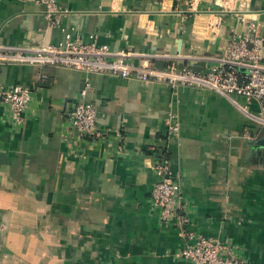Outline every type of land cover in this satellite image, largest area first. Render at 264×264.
Instances as JSON below:
<instances>
[{
    "label": "crops",
    "instance_id": "1",
    "mask_svg": "<svg viewBox=\"0 0 264 264\" xmlns=\"http://www.w3.org/2000/svg\"><path fill=\"white\" fill-rule=\"evenodd\" d=\"M193 1L195 12L175 0H57L66 14L52 26L41 5L0 0V46L57 45L73 32L135 63L199 72L242 33L241 17L264 30V0H230L229 11ZM16 85L32 96L20 124L1 101ZM80 102L97 108L98 139H66L65 115ZM162 158L191 229L264 264V128L239 107L209 90L1 64L0 264H190L178 231L150 208Z\"/></svg>",
    "mask_w": 264,
    "mask_h": 264
},
{
    "label": "built area",
    "instance_id": "2",
    "mask_svg": "<svg viewBox=\"0 0 264 264\" xmlns=\"http://www.w3.org/2000/svg\"><path fill=\"white\" fill-rule=\"evenodd\" d=\"M43 7V15L50 25L59 24L66 14L57 0H20ZM185 3L190 12L197 10L193 0ZM218 5V4H217ZM231 1L222 0L219 7L230 10ZM244 30L233 33L212 65L203 71H193L173 64L156 68L150 63H135L126 52H113L95 40L86 41L73 32H65L57 45L0 46V65L20 63L51 66L105 74L144 83H160L172 89L195 88L219 94L241 109L254 124L264 128V30L252 19L241 17ZM242 98L256 103L259 111L251 112L238 104ZM32 99L30 89L16 85L1 93V101L13 123L23 121V113ZM97 108L92 102H80L65 115L66 139L95 140L101 136L97 126ZM173 133L177 128H172ZM158 180L150 192V208L158 214L160 225L178 231L183 246L180 259L190 264H248L238 254L237 247L221 239L207 237L191 229V218L182 200L177 180L170 174V162L162 158L154 166Z\"/></svg>",
    "mask_w": 264,
    "mask_h": 264
},
{
    "label": "rangeland",
    "instance_id": "3",
    "mask_svg": "<svg viewBox=\"0 0 264 264\" xmlns=\"http://www.w3.org/2000/svg\"><path fill=\"white\" fill-rule=\"evenodd\" d=\"M42 252V248H36V253L37 254H39V253H41ZM34 263L35 264H43V259L42 258H37V257H35L34 258Z\"/></svg>",
    "mask_w": 264,
    "mask_h": 264
}]
</instances>
